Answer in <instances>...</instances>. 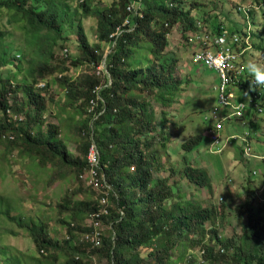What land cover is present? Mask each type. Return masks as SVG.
Here are the masks:
<instances>
[{
	"label": "trees",
	"instance_id": "16d2710c",
	"mask_svg": "<svg viewBox=\"0 0 264 264\" xmlns=\"http://www.w3.org/2000/svg\"><path fill=\"white\" fill-rule=\"evenodd\" d=\"M67 1L0 0V20L3 18V13L7 12L10 15V24L20 23L26 36V46L33 47L34 56L42 60L36 68L28 72L27 76L32 77L30 83L24 80L23 85H20L15 80H11L9 75L1 77L0 110L3 118L0 123V141L4 139L12 147L18 146L20 152H27L28 157L38 159L42 165H50L54 169V175L50 180L55 182L66 181L70 177H75L77 180L80 178L88 168L86 159L88 148L92 139H95L100 152L101 173L105 175V180L110 186L107 192V213L102 214L101 199L105 196L104 193L99 194L89 189L95 193L96 199L84 202L75 201V196L81 194V190L67 195L63 203L58 206V214L61 217L66 213L74 222L60 220L61 224L67 226L66 239L60 243L49 240L44 223L17 220L14 217L11 219L29 232L41 254H46L50 250L59 252L54 256V260L57 261L61 257L65 260L58 264H92L95 253L100 258L106 259L108 264L183 263L184 256L180 255V252L179 256L173 259V252H177V242L184 238L183 233L189 235L197 232H207L209 242L204 243L201 239L192 241L191 247L201 246V256L197 261L194 255H190L188 264H264V216L254 207L257 196L253 191L249 192V197L240 208L236 207L239 209L240 219L246 216L248 220L247 224H243V234L238 239L232 237L221 240L218 230H206L204 227L206 222L212 221L217 216V209L203 207L198 201L183 199L184 196L180 193L181 183L176 180L170 183V176L161 175L164 166L158 158L155 147L157 143L166 144L169 132L164 133L166 131L163 128L164 116L160 127H157L155 114L153 110L149 111L148 98V91H158L157 100L167 106L172 102L181 85L173 75L176 59L171 60L167 55H163L168 45L167 36L178 25L183 26L182 32L187 45H192L188 43V35L186 36L188 32L192 35H201L202 38L212 41L210 47L213 53L225 52L229 49V52L240 53L242 59H245L252 52L264 51V0H243L241 5L233 4V11L230 10L229 13H236L234 17H241V13H245L244 23L236 22V17L228 13L227 22H232L234 25H221L220 22L215 21L209 26L210 33L204 27L200 29L197 26L191 11H184L178 0H173L175 7L174 4L168 6L164 0H155L154 5L138 0L137 13L127 11L132 0H119L109 7L98 9H93V0H79L78 8L73 12L70 11ZM209 15L210 13L206 14L204 25L210 22ZM83 16H96L98 19L95 29L98 38L96 46H91L87 41L81 22ZM66 25L70 31L76 28V52L82 57L80 60H72L71 64L79 66L81 63L91 61L98 66L103 62L105 72L102 75L97 74L96 67L95 72L90 76L86 75L72 82L62 74L66 71L64 66L52 67L44 61L53 56L52 52L62 40L63 28ZM118 27L123 29L120 35H116ZM202 31L206 34H202ZM223 31H227V34L224 35ZM11 35V32L0 27V69L15 64L18 60L17 57H12L14 47L8 42ZM111 35L114 37L110 38ZM222 36L225 37V43L215 45L214 42ZM144 43H149L147 47L149 62L136 67L139 60H133L137 52L135 49H142ZM101 44H106L110 48L104 59ZM47 45L48 48L45 50ZM205 48L207 47L202 46L199 51H205ZM68 57L69 51L64 49L59 56L61 60L59 65L66 63ZM237 61L240 71L243 72L241 77L245 79L244 90L241 91L243 95L245 92L248 93V96L244 95L247 99L244 101L238 98L237 93L232 96L231 90H225V95H228L232 102L229 107L238 105L242 113L233 114L228 119L209 118L212 121L206 124L207 133H213V130L217 129L221 134H232L229 124L233 121L243 127H249V130H259L264 124V88L251 91L249 82L252 77L246 71L244 60L237 58ZM193 62L218 75V70L210 67L204 60L199 62L193 60ZM56 70H61L60 74L49 77ZM34 75L38 78L33 77ZM196 76L198 80L206 83L202 70ZM55 79L66 88V102L70 107H74V102L82 101L76 109L81 115H85V120L81 126L75 127L79 138H82L80 147L83 156L80 158H73L58 140L61 135L58 125L48 123L46 130H43L44 114L47 112L49 99L54 101L56 97L52 93L57 94L52 92L47 97L46 93L49 92ZM219 82L213 87L217 92H219ZM96 86L102 87L100 90L102 99L94 93ZM144 90L147 92L141 95ZM19 91L23 92L24 99L22 102L17 100L14 104L13 96ZM92 100H96V106L92 105ZM196 102L199 107H204L198 100ZM242 103H245L243 109ZM221 106L218 104V107ZM24 108L32 109L33 115H30V112L24 113L26 116L23 115ZM14 116L26 118L19 121L15 120ZM204 119L208 120L205 117ZM8 132L12 134L7 135ZM207 137L210 139L209 149L212 152H224H219L220 148L215 147L216 144L213 145L214 139L206 134L193 135L182 144V147L186 151H193L196 147L206 145ZM242 156H244L243 149ZM185 158L188 162L182 171L184 177L189 178L195 185L208 187V190L214 193L215 176L210 169L201 164L194 165L187 156ZM217 161L222 168L220 158H217ZM174 171L172 168V172ZM175 193H179L178 196L183 200L168 207L167 201L175 197ZM226 204L228 205V201ZM226 204L221 206L222 209H226ZM96 213H101L100 220L110 226L102 234L101 246L91 248L89 243L76 244L78 235L89 231L86 220ZM6 214L10 216V212ZM220 215L223 218L222 212ZM217 242L223 253L215 252ZM6 248L0 246V254L4 257L7 256ZM86 258H91L89 259L91 262L88 263ZM16 263L22 264L21 259L6 258L3 262V264Z\"/></svg>",
	"mask_w": 264,
	"mask_h": 264
},
{
	"label": "rangeland",
	"instance_id": "374dc122",
	"mask_svg": "<svg viewBox=\"0 0 264 264\" xmlns=\"http://www.w3.org/2000/svg\"><path fill=\"white\" fill-rule=\"evenodd\" d=\"M78 1L79 0L67 1L70 11L73 12V10L78 8ZM118 1L119 0H93L92 6L93 9L104 8L109 7L113 2ZM154 1L155 0H144V3L147 2L148 4L154 5ZM178 1H180L181 7L184 11H191V16L195 19L197 26L200 29L204 27L209 33L211 32L209 26L215 21L220 22L221 25L227 23L228 26H233L232 22H227V14L230 10L233 11V4L241 5L243 3V0ZM164 2L168 6L174 4L173 0H164ZM196 4L202 6L198 7ZM79 13H81V10ZM209 13L210 22H207L204 25L206 14ZM229 14L230 16H233L236 13ZM241 14V17H233L236 22L243 24L245 21V13ZM256 17H258V14H256ZM9 18V13L4 12L3 18L0 20V27L11 32L12 35L9 36L8 42L14 47L12 57L15 56L18 60L15 61V64L0 69V92L2 89L1 77L9 75L11 80H15V82H18L20 85H23L24 80H26L27 83H30L32 77L27 76L28 72L30 69L36 68L42 61L32 53L34 50L33 47L26 46V36L21 24L15 22L10 24ZM81 22L86 33L87 41L90 42L91 46H96V44H98L97 30H95L98 24L97 17L83 16ZM74 29L75 30L70 31V28H67L66 25L63 28L62 40L59 41L52 52L53 56L45 60L43 58V60L48 62L52 67L57 65L59 67L64 66L66 71L62 74L72 82H75L86 75L90 76L95 72L97 67V65H94L91 61L88 63H81L79 66L71 64L72 60L76 61V59H82L81 55L76 52L77 30L76 28ZM182 29L183 26L178 25L167 36L168 45L163 53V55L170 57L171 60L173 58L176 59L173 75L175 80L181 82L172 102L169 105L164 106L163 103L159 102L156 98L158 91H148L150 103L149 111L153 110L156 117L157 127H160L163 119L162 116H164L165 125L163 128L166 129L164 133L169 132L166 144L160 145L157 143L155 147L158 153V158L164 166L161 175L170 176V183H174L172 180L181 183L182 191L180 193L184 196L183 199L198 201L203 207L217 209V216L213 218L212 221L205 223L204 227L206 230H218V235L221 240L232 237L238 239L243 234V224H247L248 220L246 216L240 219L238 214L239 209H236V207L239 206L240 208V206L246 202L250 191H253L255 194L257 193V200L254 202V207H256V210L262 212V216H264V176H254L253 174L256 170L264 171V163L255 158H250L249 160L243 158L242 147L240 146L241 140L238 143V141L232 142L231 139L228 138L230 146H226L222 153H214L209 149L210 139H208V137L206 138V145L204 144L200 148L196 147L193 151H186L182 147V144L195 134H206V136L209 135L211 138L215 139L218 134L207 133L206 124L212 121L210 119L213 104H219V92L213 89V87L219 82V79H217L218 75L214 71L208 70L206 67H200L198 64L194 63L192 59L194 51L199 50L202 47V44L209 48L212 41L210 39H204L201 35H198L199 37H196L193 46L187 45ZM188 33L191 34L190 32ZM202 34H206V32L202 31ZM107 45L101 44L102 51L104 52L103 59L110 52V48H108ZM148 45L149 43H144L142 44V49H135L137 54H134L136 56L133 60H139L135 65L136 67L149 62L147 56V53H149L147 50ZM47 48L48 45L45 46V50ZM23 49L25 50L22 52ZM64 49L69 51L68 61L59 65L61 61L59 56ZM17 55H19L20 58ZM252 59L264 63V51L250 53L244 59V65ZM200 69L202 70L206 83H203L202 80H198L196 76L197 73L201 71ZM60 72L61 70H56L49 77H55L57 74H60ZM103 73L104 72L102 71L101 75ZM33 77L38 78L35 75ZM57 80L55 79L52 81V86L49 92L46 93L47 97L49 96V93L52 92H56L57 94L52 93L54 97H56L54 98V101L49 99L50 103L47 106V112L44 114L43 130H46L48 123L58 125L61 129V135L58 137V140L62 142L63 147L66 148L67 152L70 153L73 158H80L83 156V150L80 147L82 138H79L75 127L77 125L81 126L83 120H85V115H81L76 109V106L82 101H76L74 102V107H70L68 102H66V88L63 85H60ZM146 92L147 90H144L141 95ZM236 92L238 98L246 101L247 98L243 95V91L236 89ZM14 96V104L17 100L22 102L24 99L22 91H19V93ZM216 97H218L217 100ZM197 100L199 101V104L204 107H199L196 102ZM26 112H30V115H33L32 109L29 110L28 108H24L23 115H25ZM20 117H22L23 120L26 118L24 116ZM204 117L206 119L208 118V120H205ZM2 118L3 114L0 110V123ZM229 128L233 131L232 134L240 135L241 137L245 136L249 131V127H243L240 124L238 125L236 121L230 123ZM158 132L159 130H157V133ZM11 134L12 132H8L7 135ZM255 134L257 137L255 142L264 141V124L258 132L255 131ZM228 135L222 133L221 136L223 140L218 142L215 147L222 148L224 144L227 143ZM22 146L26 145L22 144ZM258 147L259 146L253 143V154L258 155L260 154V151L264 152V145L260 146L261 148ZM186 156L192 164H201L210 169L215 176L214 193H211V191L208 190V187L195 185L189 178L184 177L182 171L188 162L185 160ZM217 158H220V161L223 164L222 168L219 167ZM172 168L175 170L174 172H172ZM53 171L54 169L50 165L44 166L38 161V159L28 157L27 152H20L18 146L12 147L8 142L4 141V139L0 141V246L7 247V256L4 257L0 254L1 264H3L6 258H19L21 259L22 264H58L65 260L64 257H61L59 260L55 261L54 256L59 252H54L53 250L46 252V254H41L35 246L29 232H27L25 228L20 227V224H18L17 221L11 219V217H14L17 218V220L25 219L27 222L33 221L36 223H44L46 226L45 231L49 240L60 243L66 239L67 226L61 224L60 220L66 219L67 222L71 223L74 221L69 219L68 214L66 213L60 217L58 214V206L63 203V200L67 195H71L76 190H81V194L75 196V201L78 202H84L87 200L94 201L96 195L85 187L80 178L77 180L75 177H70L66 181H51L50 178L54 175ZM158 174H160L159 171ZM154 176L156 177V173ZM178 195L179 193H175V197H172L167 201L168 207H172L174 203L183 200ZM228 197H230V199H228ZM222 198L224 199L223 201ZM227 201L228 205L226 204ZM224 203L227 205L226 209H222L221 207L224 206ZM7 212H10V216L6 214ZM221 212L223 213V218L220 215ZM182 235L184 238H182L181 241L178 240L176 247L177 252H173V259L177 258L181 253L180 255L184 256L185 262H179L178 264H188V262H190V255H194L198 261L197 258L201 256L200 250L202 249L201 246L198 248L191 247L192 241L201 239L204 243H207L209 242V234L207 232H197L190 233L189 235L183 233ZM215 252H221L219 242H217L215 246ZM93 255L95 260H92L94 261L92 264H108L107 260L100 258L97 253ZM89 259L86 258L88 263L91 262Z\"/></svg>",
	"mask_w": 264,
	"mask_h": 264
},
{
	"label": "built area",
	"instance_id": "2783aa9c",
	"mask_svg": "<svg viewBox=\"0 0 264 264\" xmlns=\"http://www.w3.org/2000/svg\"><path fill=\"white\" fill-rule=\"evenodd\" d=\"M137 1L138 0H132L130 5L127 7V11L130 13H137ZM127 23V21H126ZM123 32V29L121 27H118L116 29V35H120ZM224 35L227 34V31H223ZM115 35V36H116ZM114 35H111V38H113ZM196 37H199L198 35H188V43L194 45L196 41ZM225 43V37L222 36L214 42L215 45L217 44H224ZM204 46V44H202ZM202 48V47H201ZM213 49L211 47L205 48V51L196 50L193 54L192 59L194 61H201L204 60L206 64H208L210 67H214L218 70V78H219V104L222 105L221 109H227L231 108L233 109V114L241 115L242 111L240 106H233L229 107L232 102L229 99L228 95H225V90H231L233 87L241 85V72L239 69V62L237 61V58H240L242 60V56H240V53H231L229 52V49L224 51H218L217 53L212 52ZM105 65L104 63H100L97 66V74H100L102 71L105 72ZM39 86H42L39 84ZM101 86H96L94 89V93L97 94L98 98L102 97L100 96V90ZM231 95L234 96L235 94L233 89L231 90ZM93 106H96V100L91 101ZM242 109L245 106V103L241 104ZM220 108H215L213 111V116L215 119H219V117H223L224 119H228V115L221 116L220 115ZM15 120L22 121L23 118H18L17 116H14ZM220 126V125H219ZM217 133L218 135L216 138H219L220 132H217L216 130H213V134ZM87 164L88 168H86L85 172L80 175V179L85 185L86 188L92 189L96 191L97 193H104L105 196L101 199V206H103V215L107 213L106 206L108 205L107 196H108V189H110L109 184L105 180V175L101 173V166H100V152L98 148L97 141L95 139H92L91 145L88 148L87 153ZM101 213H96L92 215L87 221L86 225L89 229V231L84 232L82 234L78 235V238L75 240V243L81 242V243H89L91 248H99L101 246V237L105 229L109 228L110 226L106 223H104L102 220ZM69 236L67 237V239ZM43 252V251H42Z\"/></svg>",
	"mask_w": 264,
	"mask_h": 264
},
{
	"label": "clouds",
	"instance_id": "9594fccd",
	"mask_svg": "<svg viewBox=\"0 0 264 264\" xmlns=\"http://www.w3.org/2000/svg\"><path fill=\"white\" fill-rule=\"evenodd\" d=\"M187 35H189V33ZM191 46H193V45H191ZM19 55H17V56L20 58ZM242 60H244V59H242ZM245 67H246V71L248 72V74L252 77V80L249 82L250 90L251 91H256L257 89L264 88V63H260L256 59H252V60H249L247 62V64H246ZM241 81H242L241 82V85L232 88L234 90L233 92L235 94L237 93L236 92V89L244 90L243 83H245V79L242 78ZM244 95L245 96H248V93L245 92ZM216 107L217 108H220V107H218V104L214 103L213 106H212V108H213L212 114H211V117L212 118H214L213 111H214V109ZM220 115L221 116L228 115V118H230V117L233 116V109H231V108L221 109L220 108ZM215 120H217V119H215ZM250 128H251V126H250ZM259 130L258 129H252V130L250 129L246 133V135L243 136V137H241L240 135H236V134H230V135H228V137H227V143L224 144V146L219 149V152L224 151V148L226 146H230L229 145V142H228L229 139H231L232 142L238 141V143L241 140L240 146L242 147V149L244 151V156H242V157L243 158H246L247 160H249L250 158H255V159L261 160L264 163V152L263 151H260V154H258V155L253 154V143H255L259 147L264 145V141L255 142L256 139H257L256 134H255V131L258 132ZM251 137H252V139H251ZM222 140H223V138H222L221 132H220L219 138L217 139L215 137V139L213 140V145L217 144L218 142H220ZM253 174H254V176H264V171H262V170L257 171L256 170V171H254ZM263 185H264V181H263ZM254 195L257 196V193L256 194L254 193ZM263 195H264V190H263Z\"/></svg>",
	"mask_w": 264,
	"mask_h": 264
},
{
	"label": "crops",
	"instance_id": "0c3cea01",
	"mask_svg": "<svg viewBox=\"0 0 264 264\" xmlns=\"http://www.w3.org/2000/svg\"><path fill=\"white\" fill-rule=\"evenodd\" d=\"M226 25H227V23H226ZM234 25V24H233Z\"/></svg>",
	"mask_w": 264,
	"mask_h": 264
}]
</instances>
